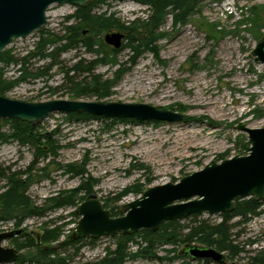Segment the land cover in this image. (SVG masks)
<instances>
[{
  "label": "rangeland",
  "instance_id": "obj_1",
  "mask_svg": "<svg viewBox=\"0 0 264 264\" xmlns=\"http://www.w3.org/2000/svg\"><path fill=\"white\" fill-rule=\"evenodd\" d=\"M108 2L109 6L102 5L94 12L114 13L120 23L146 16L145 8L133 0ZM262 8L264 0L205 1L184 26L174 27L168 18L160 30L162 37L157 43V55L146 53L131 68L125 64L130 57L127 49L113 55L112 47L104 42L108 33L124 36L119 30L96 35L95 48L99 55L88 54L81 47L61 54L57 65L48 72L49 77L18 84L3 97L29 103L67 100L143 104L180 114L182 121L131 124L102 118L76 123L67 120V114H52L37 125L36 133L47 135L59 145L57 155L36 160L34 148L21 146L9 138L0 145V168L30 175L33 182L27 195L38 207L48 198L88 184L92 185L91 194L101 204L122 211L124 205L140 196L128 194L117 202L114 200L130 186H141L145 192L162 184H174L180 178L201 171L211 161L221 162L238 155L239 144L246 141V134L235 127L241 123L250 129H264V67L251 54L264 36V27L257 28L254 21L255 10ZM75 10L70 4L52 5L46 13L47 24L41 29L62 35L64 27L73 24L65 18ZM40 37L39 30L35 31L14 41L3 52L8 51L18 58L26 56ZM96 58L106 62L97 66L94 74L110 84L109 97L72 100L64 89L53 95L48 93L47 88L63 85L59 68L66 70L80 60L88 62ZM28 64L34 72L49 61L32 59ZM0 70L5 80L18 77L17 66L2 68L0 64ZM117 73L121 75L118 80L115 79ZM82 77L85 75L78 76V81ZM12 132L10 124L1 120L0 135L10 136ZM40 143L46 148L45 140ZM70 166L79 168L81 175L65 173ZM7 180L8 177L0 179V193L7 188ZM84 200L85 197L80 203ZM261 210L262 214L243 225H238L237 218L231 221L230 224H236L232 231L237 234L236 244L243 249L233 259L223 254L224 264H249V258L264 250V204ZM74 212L75 208H59L42 218L26 219L19 229H14L12 223L0 224V233L16 234L3 246L14 248L19 256L27 255L25 250L16 247V242L25 240L19 235H38L44 229L55 228H60L58 242H62L72 236L79 220ZM191 219L181 222L187 224ZM196 219L220 221L219 215L199 214ZM117 236L99 238L92 245L84 239L83 245L68 247L62 255L72 256L71 264L97 262L105 256L107 248L114 249ZM76 247L78 251L74 250ZM157 251L159 256L164 255ZM126 264L214 263L181 257L172 263L138 259Z\"/></svg>",
  "mask_w": 264,
  "mask_h": 264
},
{
  "label": "trees",
  "instance_id": "obj_2",
  "mask_svg": "<svg viewBox=\"0 0 264 264\" xmlns=\"http://www.w3.org/2000/svg\"><path fill=\"white\" fill-rule=\"evenodd\" d=\"M108 1L91 0L84 7H76L75 13L65 18L66 21H73V24L66 25L62 35H54L48 31L44 32L43 29L39 30L41 37L36 42L33 51L26 56L14 57L8 51L0 53L2 68L17 66L18 72L17 78L5 80L2 78V70H0V96H4L18 84L49 77L48 72L57 65L59 56L69 50L81 47L88 54L99 55V50L97 47L95 48L97 44L95 37L103 31L119 30L124 32V44L119 50L112 48V53L116 55L122 49H127L130 57L125 64L131 68L142 55L146 53L157 55V43L162 37L160 30L168 18L171 19L172 26H184L193 15L199 12L202 3L205 1L217 2L219 0H133L145 8L143 13L146 16L143 19L135 18L132 21L123 23L119 22L114 13L94 12L102 5L109 6ZM254 18L257 28L264 27V8L255 10ZM32 59L47 60L49 64L33 72L29 69L28 64ZM105 63L103 58H96L88 62L80 60L66 70L59 68V72L63 73V85L54 89L47 88V90L49 89L48 93L53 95L64 89L72 100L88 97L102 100L109 97L110 84L102 80L100 75L94 74L95 68ZM82 75H85V77L78 81V76ZM120 76V73H117L115 79L118 80ZM100 119L102 118L93 117L86 113L67 114V120L76 123ZM117 121L137 123L132 120ZM5 122L10 124L13 132L10 136L0 135V145L7 139L12 138L21 146L34 148L36 160L57 155V151L60 149L59 145L56 142L54 143L47 135H38L36 133L38 124H30L19 120H5ZM41 140H45L44 147L46 148H42ZM76 169L70 166L69 168L66 167L64 172L74 176L81 175L79 168ZM45 171V169L42 170L43 175ZM22 175L25 176L24 179H22ZM29 176L26 172L10 173L9 170L0 168V179L8 177L7 188L0 193V224L12 223L14 229H19L26 219L42 218L47 213L67 207L75 208L74 215L78 216L76 213L78 204H80L83 197L86 198L92 193V185L82 184L71 191L46 199L45 204L38 207L27 195L28 188L33 182ZM142 193L141 186L133 185L126 188L114 200L117 202L128 194L141 195ZM263 204L264 201L258 202L254 198L236 200L232 213L219 215V223L197 220L199 214H196L186 218L187 220L192 218L187 224H183L181 221H171L163 224L155 232L139 231L133 235L118 234L114 249L107 248L105 256L97 262L83 264H126L138 259L172 263L181 257L190 258L183 253L184 248L190 245L214 248L224 253L226 258L233 259L242 252L243 248L236 244L237 234L232 232L236 224H230L231 221L237 218L239 220L238 225L249 222L263 213L261 210ZM103 208L109 209L112 217L122 215V211H115L108 204H104ZM59 229H44L38 235H19L24 237L25 240L22 243L16 242V247L25 250L28 254L18 255L14 263L71 264L72 256L62 254L65 253L68 247H74L79 243L83 245L81 242L84 239H72L71 236H67L64 241L58 242ZM95 241L89 240V244L92 245ZM181 245L183 247L178 249ZM78 248L76 247L74 250L78 251ZM158 249L163 252V256L157 254ZM197 261L207 262L206 260ZM249 264H264V250L249 258Z\"/></svg>",
  "mask_w": 264,
  "mask_h": 264
},
{
  "label": "water",
  "instance_id": "obj_3",
  "mask_svg": "<svg viewBox=\"0 0 264 264\" xmlns=\"http://www.w3.org/2000/svg\"><path fill=\"white\" fill-rule=\"evenodd\" d=\"M91 0H0V53L14 41L24 39L47 24L46 13L52 5L70 4L84 7ZM124 36L108 33L104 42L115 50ZM254 60L264 67V36L252 50ZM86 113L93 117L132 120L137 123H176L180 114L143 104H122L49 100L29 103L0 96V121L19 120L40 124L52 114ZM235 129L246 134L239 144V154L221 162L211 161L201 171L150 188L136 200L122 207L123 215L112 217L94 194L88 195L77 208L79 220L72 239L97 240L139 231L155 232L171 221H183L196 214L232 213L236 200L254 198L264 201V129H250L238 124ZM16 234L0 233V264H12L18 258L14 248L3 243ZM193 260L224 264V253L214 248L186 246L183 251Z\"/></svg>",
  "mask_w": 264,
  "mask_h": 264
}]
</instances>
